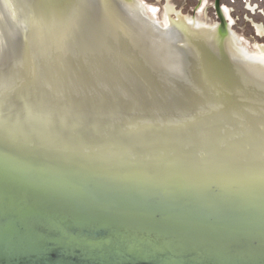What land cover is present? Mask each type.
Listing matches in <instances>:
<instances>
[{
  "label": "water",
  "instance_id": "obj_1",
  "mask_svg": "<svg viewBox=\"0 0 264 264\" xmlns=\"http://www.w3.org/2000/svg\"><path fill=\"white\" fill-rule=\"evenodd\" d=\"M131 0H0V264H264V41Z\"/></svg>",
  "mask_w": 264,
  "mask_h": 264
},
{
  "label": "rangeland",
  "instance_id": "obj_2",
  "mask_svg": "<svg viewBox=\"0 0 264 264\" xmlns=\"http://www.w3.org/2000/svg\"><path fill=\"white\" fill-rule=\"evenodd\" d=\"M147 4L155 5L160 13H152L151 17L165 19V12L170 11L173 18L180 17L200 19L203 24L213 26L220 19L215 8L216 0H143ZM203 11L199 12L202 4ZM249 4L258 7L256 12L249 11ZM232 9V17L235 24L230 28L233 32H239L264 41V34H258L256 24L264 28V0H221V6ZM201 9V8H200ZM166 20V19H165Z\"/></svg>",
  "mask_w": 264,
  "mask_h": 264
},
{
  "label": "flooded vegetation",
  "instance_id": "obj_3",
  "mask_svg": "<svg viewBox=\"0 0 264 264\" xmlns=\"http://www.w3.org/2000/svg\"><path fill=\"white\" fill-rule=\"evenodd\" d=\"M133 3L139 7L148 17H151V14L152 13H160L159 12V8L155 5H152V4H147L146 2H144L143 0H132ZM205 4L203 3L201 5V9L199 8V12H202L203 11V8H204ZM221 9H222V12L225 16V18L227 19V27L230 28L234 26L235 24V19L232 17V9L231 8H228L227 6L223 5L221 6ZM249 11H254L256 12V7H253L252 4H249ZM167 17H168V20H171V21H176V22H181L182 19H185L186 17H180L178 19H175L172 17L171 13L169 10H167L165 12V19L167 20ZM187 20H190V21H194L195 23H198V24H201V25H204V26H208V25H205L203 24V22L200 20V19H193V18H186ZM179 20V21H178ZM220 26V22H217L215 25L213 26H210V27H219ZM256 30L258 32V34H261L263 35L264 34V28L263 26L259 25V24H256ZM231 31V30H230Z\"/></svg>",
  "mask_w": 264,
  "mask_h": 264
},
{
  "label": "bare ground",
  "instance_id": "obj_4",
  "mask_svg": "<svg viewBox=\"0 0 264 264\" xmlns=\"http://www.w3.org/2000/svg\"><path fill=\"white\" fill-rule=\"evenodd\" d=\"M131 1H132V0H131ZM132 2H133V1H132ZM167 20H168V17H167ZM178 21H179V20H178ZM181 22H182V23L193 24V25L204 26V25H201V24L195 23L194 21L187 20L186 18H185V19H182ZM205 27H210V26H205ZM210 28L220 29V26H219V27H210ZM226 30H227V31H230L228 27H227Z\"/></svg>",
  "mask_w": 264,
  "mask_h": 264
},
{
  "label": "built area",
  "instance_id": "obj_5",
  "mask_svg": "<svg viewBox=\"0 0 264 264\" xmlns=\"http://www.w3.org/2000/svg\"><path fill=\"white\" fill-rule=\"evenodd\" d=\"M256 9H258V7Z\"/></svg>",
  "mask_w": 264,
  "mask_h": 264
}]
</instances>
